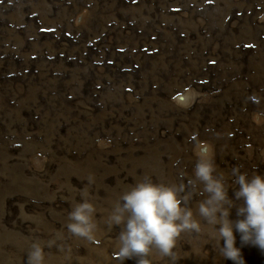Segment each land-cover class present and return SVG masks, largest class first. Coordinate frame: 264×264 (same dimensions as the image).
<instances>
[{
    "label": "rangeland",
    "instance_id": "1",
    "mask_svg": "<svg viewBox=\"0 0 264 264\" xmlns=\"http://www.w3.org/2000/svg\"><path fill=\"white\" fill-rule=\"evenodd\" d=\"M200 148L230 188L234 167L264 174V0H0V264H29L34 243L43 264H137L109 213L146 177L187 185ZM84 198L91 240L67 229ZM174 251L233 264L206 235Z\"/></svg>",
    "mask_w": 264,
    "mask_h": 264
},
{
    "label": "clouds",
    "instance_id": "2",
    "mask_svg": "<svg viewBox=\"0 0 264 264\" xmlns=\"http://www.w3.org/2000/svg\"><path fill=\"white\" fill-rule=\"evenodd\" d=\"M194 177L188 184L154 182L146 177L124 191L107 217L109 227L122 226L118 254L125 261L151 264L153 250L175 264L177 240L183 233L206 235L219 255L233 264H245L241 245L264 252V174L231 170L232 185L217 172L211 149L196 152ZM91 182V180H89ZM205 198L189 206L194 191ZM231 193V194H230ZM235 209L236 219H232ZM95 206L86 198L69 213L67 229L75 236L94 239ZM43 250L32 245L29 264H43Z\"/></svg>",
    "mask_w": 264,
    "mask_h": 264
}]
</instances>
